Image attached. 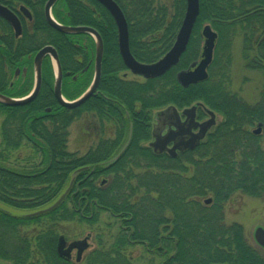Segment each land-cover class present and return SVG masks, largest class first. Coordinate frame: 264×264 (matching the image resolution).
<instances>
[{"label":"trees","instance_id":"obj_1","mask_svg":"<svg viewBox=\"0 0 264 264\" xmlns=\"http://www.w3.org/2000/svg\"><path fill=\"white\" fill-rule=\"evenodd\" d=\"M114 1L130 21L132 55L141 62L159 59L173 43L184 15L185 0H165L160 5L156 0ZM0 2L7 6H43L46 0ZM54 6L58 20L69 21L63 10L71 7L77 17L83 14L74 19L76 23L92 26L99 32L103 41L100 89L109 105L95 96L71 110L51 103L52 74L47 60L42 65L41 95L35 101L16 107L0 104V112L5 117L0 135V258L11 264H75L56 252L62 223L74 222L98 227L100 246L88 254L87 264H264V250L248 242L241 224H226L223 213L224 202L236 192L264 200V151L259 145L260 135L244 128L255 121H262L264 125L261 107L264 91L260 107H252L226 94L221 85L226 80L225 68L221 65L225 67L230 61V46L237 32L242 37V53L248 69L264 76V0H199V15L180 63L163 76L144 82L121 79L124 66L118 53L116 27L102 5L96 0H57ZM91 6L99 11V20ZM36 20L38 26L42 23L39 27L49 31L43 21L37 17ZM204 23L211 24L218 33L209 77L184 88L178 85L174 73L196 56L199 31ZM50 31L46 36L42 34L40 44H53L63 66H69L75 53H84L85 61L93 58L90 37L86 47L79 50L71 45V39ZM10 43L0 66H24L31 71V58H19L30 52L31 46L22 44L15 48ZM221 53H224L222 58ZM90 70L91 67L76 82L64 80L63 95L70 99L76 97L89 82ZM21 82H16L21 85L20 89L14 85L4 92L10 96L25 95L31 78ZM113 101L115 107L111 106ZM195 101L204 102L223 117L204 148L197 149L198 160L194 159L193 152L176 158L154 154L150 149L133 152L137 139L144 132L149 133L142 123L147 112L149 118L145 121L150 120L153 110L168 105L185 107ZM46 105H52L48 114L43 110ZM126 110L130 111L129 118ZM84 112L117 121L125 132L132 122L127 153L107 168L97 163L110 158L114 151L88 155L94 159L92 164H96L93 172L88 169L76 173L65 199L50 211L27 217L2 207L1 204L27 212L38 210L52 204L64 192L73 172L89 163V158L67 149L69 123ZM42 114L52 115V124L43 126L35 118ZM26 143L32 148L45 149L39 153L40 160L25 158L20 165L17 159L8 161L15 156L11 151ZM125 157L133 162L128 169L125 164L121 165ZM183 158L193 167L190 176ZM131 167L142 172L135 174ZM101 178H106L102 185ZM207 195L212 196L210 205L201 202ZM104 213L110 221L102 218ZM31 226L34 228L30 231ZM135 245L142 246L145 254L135 258L126 253Z\"/></svg>","mask_w":264,"mask_h":264},{"label":"flooded vegetation","instance_id":"obj_2","mask_svg":"<svg viewBox=\"0 0 264 264\" xmlns=\"http://www.w3.org/2000/svg\"><path fill=\"white\" fill-rule=\"evenodd\" d=\"M47 1V0H46ZM57 2V1H56ZM55 2V3H56ZM116 2V1H115ZM46 3V2H45ZM45 3L43 4V6H25L23 4H19L18 6H7L3 3L0 2V4L4 5L5 7H7L10 11H12L14 13V15L17 17L19 23H20V34L19 35H15V30L14 28L12 27V25L10 23H8L5 19L1 18L0 17V62L2 60H4L6 58V49H7V45L8 43H10V46L12 47H15V48H20L22 47V44H25L26 47L28 46H31L32 50L30 52H26L23 56H20L19 58L21 57H24V56H27V58H31V63H32V67H31V71H28L26 67L22 66V67H14V68H7L6 66H3L1 67L0 66V94L2 95H5V96H8V97H12V98H18V97H22V96H10V95H7L4 91L6 90H10L12 88H14L16 85V82L19 80L20 82L21 81H25V80H29L31 78V82H30V89L28 90V92L26 94H28L32 88H33V85H34V72H33V58H34V55L36 54V52L44 47V46H52L55 51H56V48L53 44L51 43H45V44H40V38L42 36V34L44 36H46V32H49L51 33L50 30L52 31H55L57 33H60L62 35H64L63 37L64 38H67V39H71L72 42H71V45L77 49L80 50V48L82 47H86V44H87V40H88V37H90L92 39V42H93V45H94V54H95V44H94V38L92 35L88 34V33H81V34H68V33H61L57 30H55L54 28L50 27L46 20H45V17H44V5ZM100 4V3H99ZM55 5V4H54ZM52 6L51 8V14H52V17L60 24L62 25H66V26H89V25H86V24H81V23H76L74 21L75 18H81V15L83 14H79L78 17L76 14L72 13V10H71V7L70 9L68 10H63L64 12V15L69 19V21L67 22H62L60 20H58L57 18H55L54 16V10H55V6ZM101 5V4H100ZM24 7L26 9L27 12H24L21 10V7ZM119 6V5H118ZM92 10L95 12L94 16L96 18V20H99V11H97L96 9H94L93 7L94 6H91ZM103 7V6H102ZM120 9L122 10L123 14H124V17L126 19V22H127V26H128V33H129V23L130 21L127 20L126 18V14L124 12V10L121 8V6H119ZM104 8V7H103ZM105 9V8H104ZM106 10V9H105ZM106 12L109 14V12L106 10ZM199 15V14H198ZM109 16L111 17V15L109 14ZM36 17L40 20V21H43L46 26L49 27V31L46 30V29H43L39 26L42 25V23L40 22L39 23V26L37 24V20H36ZM198 17V16H197ZM112 18V17H111ZM197 20V19H196ZM112 21L116 27V24L112 18ZM182 21V20H181ZM196 22V21H195ZM181 24V23H180ZM209 23H204L202 24L201 26V29L199 31V39L200 40H203V44H204V37L202 36V29L205 25H207ZM195 25V24H194ZM211 26V24H209ZM91 28H93L92 26H89ZM180 27V26H179ZM194 28V26H193ZM211 28L216 32L217 34V37H216V40H215V45H214V48H213V56H214V49H215V46H216V43H217V39H218V33L217 31L211 26ZM95 29V28H93ZM179 29V28H178ZM96 30V29H95ZM97 31V30H96ZM178 31V30H177ZM193 31V29H192ZM98 32V31H97ZM177 33V32H176ZM99 34V32H98ZM100 35V34H99ZM191 35H192V32H191ZM176 36V34H175ZM101 37V36H100ZM191 38V36H190ZM102 39V38H101ZM175 39V37H174ZM190 40V39H189ZM67 41V40H66ZM25 42V43H23ZM68 42V41H67ZM103 42V41H102ZM116 42H117V29H116ZM174 42V40H173ZM200 42L199 41V45H198V48H197V51H196V56L194 57L193 60H191L188 65L184 68H178L175 70V80L176 82L178 83L179 86L181 87H184L182 86L176 79V74L179 72V71H182V70H188V69H192L193 68V64H197L199 62V60L201 59V55H202V50H203V45H202V48H201V54H200V58L198 61H196V58L198 56V51H199V47H200ZM69 43V42H68ZM189 43V42H188ZM173 44V43H172ZM172 46V45H171ZM170 46V47H171ZM118 47V45H117ZM187 47H188V44L186 46V49L185 51L183 52V54L186 52L187 50ZM129 49H130V46H129ZM169 50V49H168ZM167 50V51H168ZM166 51V52H167ZM131 52V51H130ZM165 52V53H166ZM118 53H119V50H118ZM164 53V54H165ZM56 54L58 56V53L56 51ZM94 54H93V58L90 59L89 61H85V57H84V53L82 54H77L75 53L74 56L72 57V62L69 64V66H63L60 62V59H59V56H58V59H59V62H60V66H61V71H62V79H61V94L62 96L64 97L65 100L67 101H74L76 98H78L81 94H83V92L87 89V87L89 86V84L91 83L92 81V78H93V70H94ZM132 54V53H131ZM163 54V55H164ZM183 54L180 56V59L177 63V65L180 63V60L183 56ZM18 55H21V53H19ZM162 55V56H163ZM16 56V54H15ZM120 56V54H119ZM161 56V57H162ZM213 56H212V60H213ZM134 57V56H133ZM135 58V57H134ZM121 59V57H120ZM136 59V58H135ZM47 60L49 61L50 63V66H51V74H52V77H51V82H50V85H51V88H50V94H51V103H54V105L56 106H61L58 104V102L56 101L55 97H54V94H53V83H54V70H53V62H52V59L49 55L45 56L42 60V64H41V83H40V89H39V92L37 94V96L31 101H35L40 95H41V89L43 87V76H44V72H43V63L44 61ZM103 60V59H102ZM137 60V59H136ZM211 60V62H212ZM122 61V59H121ZM138 61V60H137ZM141 62V61H139ZM142 63H151V62H142ZM122 64L124 66V70L121 71V79L123 80H127V81H138V82H144L145 80H148V79H144L143 77L141 76H138V75H134L132 74L124 65L123 61H122ZM211 64V63H210ZM210 64L208 65L206 71H207V78L205 80L208 79L209 77V66ZM176 65V66H177ZM173 67V68H176ZM89 67H91V76H90V79H89V82L87 83L86 86H84V88L81 89V92L74 98H67L63 95L62 93V84L64 82V80L66 79H69L70 81L72 82H76L78 81L79 79H81V77L88 71ZM172 68V69H173ZM170 69V70H172ZM169 70V71H170ZM168 71V72H169ZM30 73V74H29ZM167 73V72H166ZM165 73V74H166ZM128 74H131L132 76L134 77H139L141 78V80H137L135 78H128L127 75ZM28 76V77H27ZM163 76V75H162ZM101 77H102V63H101ZM101 77H100V81H101ZM161 77V76H160ZM158 78V77H156ZM152 79V78H150ZM205 80H202V81H205ZM100 81L98 83V86L94 92V94L92 96H95L97 97L99 100L101 101H106L107 102V105L108 104V99L105 98L104 94L102 93L101 89H100ZM202 81H198V82H202ZM197 82V83H198ZM22 83V82H21ZM195 83V84H197ZM190 85H193V84H190ZM188 85V86H190ZM20 86L19 84L16 85V89H20ZM23 86V85H22ZM186 86V87H188ZM184 87V88H186ZM25 94V95H26ZM24 96V95H23ZM49 96V95H48ZM91 96V97H92ZM89 99V98H88ZM87 99V100H88ZM86 102V101H85ZM30 103V102H29ZM116 102L113 101V103L111 104V106L115 107L114 104ZM2 105H5L3 103H0ZM28 104V103H27ZM82 105V104H81ZM7 106V105H5ZM22 106V105H21ZM101 106V104H100ZM170 106H173L175 107V109L177 110L178 114H179V117H180V121L183 122L186 118L185 115H183V110L187 109V108H191L193 106H195V110H194V119L195 121H197L198 123H202L204 121H207L209 118H210V115L208 113V111H212L214 112L215 116H214V120H215V123L206 131V133L204 134L203 138H201L195 145V147L193 149H189V148H186V149H180L182 147L180 146H177L176 150H175V153L174 154H171V153H168L167 151H164L162 153H156L154 151V149L152 147H150V142L154 141V137H153V131L155 132H158L159 135H164L169 129H174V127L168 123L172 122L173 121V115L172 114H163L162 111L165 110L167 107H170ZM9 107H16V106H9ZM63 107V106H61ZM79 107V106H78ZM63 108H66V107H63ZM76 108V107H75ZM103 108H107V106H103ZM68 110H71V109H74V108H66ZM140 108L138 107L137 111L139 110ZM44 112L45 113H50L51 110H52V105L48 106L46 105L44 108H43ZM126 116L129 118L130 117V111L126 110ZM147 112V111H146ZM91 115V120L95 121L96 124L98 123V126H94L96 127L97 129L99 128H102L104 126V123H108L110 122V124L113 125L114 127V131L112 132V136H106L105 133L103 134L102 131H96L94 133V136L92 137L93 139H95V146H92L87 148V150L83 153H80V152H73V153H77L79 156L81 157H86V158H89L88 155H92V154H95L96 151H106V152H109V151H114L112 152L113 155L108 158L107 160H104V161H101L99 163H97V165H100L102 168H107L109 167L112 163H115L116 161L119 160V158L123 155V154H126L127 153V149H128V145L130 143V140H131V137H132V122L129 123L128 125V130L125 132L123 131L124 128L123 126L120 124H118L117 121H107V120H103V117L99 116V115H93L91 114L90 112H84L81 117H79L78 119H80L82 122H83V126H82V132L84 135H87L89 133V127L86 126V122H85V117L83 115ZM89 115V116H90ZM147 117V119L149 118V115H148V112L147 114L144 115V121H142V123H144L147 128L149 129V133H143V135L141 137H139L137 139V141L135 142V145H137L135 148H133L135 151L133 152H137V153H142V152H145L146 149H150L154 154H164V155H167L169 157H172V158H176L178 156H183L182 154H187V153H194L195 156H197L199 153H196L197 152V149L200 147L204 148V146L208 143V137L209 135L213 132V129L216 125H218V123H220V121L217 123L216 122V111L214 109H211L207 104H205L204 102L202 101H195L193 102L192 104H190L189 106H185V107H179V106H176V105H168L164 108H161V109H157V110H153L151 112V116H150V120L148 121H145V118ZM4 115L2 117V119L4 120ZM36 119H38L41 124L43 126H49V124H52L53 122V116L52 115H45V114H42V115H39L38 117H35ZM146 119V120H147ZM75 120H77L75 118ZM74 119L69 123V126H68V140H69V135H70V132H69V127L70 125L73 123V121H75ZM222 121V119H221ZM256 129L258 128V126H260V132L259 133H255V130L256 129H252L251 133L253 135H262L263 133V128H264V125H263V122L262 121H256ZM93 123V122H92ZM188 126H184L182 127V131L183 130H187ZM199 130V127H194V128H191V131L194 132V133H197ZM1 131V129H0ZM188 132H186L187 134ZM186 134H184L183 136H185ZM1 135V133H0ZM89 135H91L89 133ZM182 137V136H180ZM179 137V138H180ZM178 138V139H179ZM146 141V144L144 143ZM181 141L183 142V139H181ZM67 146H68V143H67ZM173 146V143H169L167 145V148H171ZM19 149V148H17ZM34 149H38L39 150V153L40 152H43L45 149L43 148H34ZM16 150V149H15ZM129 153V152H128ZM117 154L118 157L114 160H112L114 158V156H116ZM97 159V157L95 158ZM89 161L88 164L84 165L86 166L87 168L85 170H88L90 169V172L92 173L94 168L96 167L94 164H92V161L94 159H87ZM112 160V161H110ZM129 158L128 157H125L122 159V163L121 165H124L126 167H130V162H129ZM132 160V159H131ZM141 160H144V158H142ZM143 164V163H142ZM144 165V164H143ZM91 167V168H90ZM71 179H72V176L69 180V184L71 182ZM106 181V178H101L100 179V185L104 184V182ZM68 184V185H69ZM44 208V207H43ZM37 210V209H36ZM36 210H32L30 212H27V213H24L25 216L27 217H33L34 215H30L31 213L35 212ZM61 236V235H60ZM64 238V236H63ZM58 239H59V236L57 238V243H58ZM89 239V237H88ZM65 242H66V245L71 242V241H68L64 238ZM77 240V239H76ZM74 241V240H72ZM57 243H56V248H57ZM76 252V249L73 250ZM57 252V251H56ZM71 255H72V252L70 253V256L69 257H62V258H65L69 261H71ZM1 264V263H0Z\"/></svg>","mask_w":264,"mask_h":264},{"label":"water","instance_id":"obj_3","mask_svg":"<svg viewBox=\"0 0 264 264\" xmlns=\"http://www.w3.org/2000/svg\"><path fill=\"white\" fill-rule=\"evenodd\" d=\"M57 0H47L44 5V17L47 24L61 33L68 34H81L88 33L93 36L95 44V54H94V70L93 78L87 89L74 101H67L61 94V79L62 71L58 56L55 49L52 46H44L40 48L33 58V72H34V85L32 90L24 97L12 98L0 94V103L7 106H21L31 102L38 94L41 83V64L45 56L49 55L53 62L54 70V83H53V94L59 105L66 108H75L83 104L88 98H90L100 81L101 77V63L103 59V42L98 34V32L89 26H66L58 23L51 14V8ZM100 3L113 18L116 29H117V45L120 57L125 65V67L134 75L143 77L144 79L156 78L164 75L170 69L175 67L180 59V56L186 49L189 42L191 32L197 16L199 14V0H185V11L180 24V27L176 33L174 42L169 50L159 59L151 63H142L137 61L130 52L129 49V33L128 26L124 14L118 4L114 0H96ZM21 10L27 12L22 6ZM0 17L5 19L8 23L12 25L15 30V35L20 34V23L17 17L12 11L7 7L0 4ZM202 36L204 37V44L202 50V57L199 62L195 65L193 64L192 69L182 70L176 74L177 81L184 87L195 84L198 81L205 80L207 78V67L211 63L213 56V48L215 45V40L217 37L216 32L211 28L209 24L205 25L202 29ZM195 106L183 110V115L186 116L183 122L180 121L179 114L175 107L170 106L162 111L163 114H172L173 121L168 123L174 127V129H169L164 135H159L158 132L153 131L154 141L150 142V147L154 149L156 153H162L167 151L168 153L174 154L177 146L180 149H193L196 143L203 138L206 131L215 123L214 112L208 111L210 118L207 121L198 123L194 119ZM188 126L187 130L182 131V127ZM199 127L197 133L191 131V128ZM186 132H188L186 134ZM260 132V126L255 130V133ZM186 134L185 136H183ZM182 136V137H180ZM180 137V138H179ZM179 138V139H178ZM183 139V142L181 141ZM173 143L171 148H167L169 143ZM119 154L114 156V159L118 157ZM110 160V161H112ZM87 167H81L75 170L74 174L85 170ZM73 183V178L66 190L57 198L55 202L46 208L37 210L30 215H39L44 212L50 211L56 208L66 197L69 192L71 185ZM211 202L208 198L204 200L205 204ZM255 242L264 249V228L259 226L254 231ZM89 243L87 237L83 239H78L66 242L62 236L59 237L57 243V253L61 257H69L70 253L76 249V261H80L82 253L88 249Z\"/></svg>","mask_w":264,"mask_h":264},{"label":"rangeland","instance_id":"obj_4","mask_svg":"<svg viewBox=\"0 0 264 264\" xmlns=\"http://www.w3.org/2000/svg\"><path fill=\"white\" fill-rule=\"evenodd\" d=\"M158 4L165 3V0H156ZM160 2V3H159ZM200 47L198 51V56L196 61L199 60L201 54V48L203 45V40H199ZM224 53L219 54L220 58H222ZM230 61L227 65L222 64L221 67L225 68L224 76H226V80L221 83L222 89L231 96H235L238 101L245 103L246 105H250L252 107H260L262 92L264 91V76L259 71H254L252 69H248L247 61L244 59L242 53V37L240 36L239 32L236 35H233L231 46H230ZM222 62V60H221ZM217 67V66H216ZM28 77V76H27ZM128 78H135L137 80H141L139 77H134L131 74L127 75ZM224 80V79H223ZM264 108V105L261 106ZM90 115V114H89ZM83 115L85 117L86 126L89 127V133L84 135L82 132L83 122L80 119L73 121V123L69 127V140L67 149L70 152H80L83 153L87 150V148L95 146V139L92 137L96 131H102L103 134L108 136H112V132L114 131V127L110 122L104 123L102 128L97 129L94 127L96 124L95 121L91 120V115ZM3 113L0 112V129L1 124L3 122ZM222 114L216 111V122L218 123L222 119ZM93 122V123H92ZM256 121L252 125H245L244 128L249 133L252 129H256ZM1 133V131H0ZM264 133V131L262 132ZM1 139V136H0ZM259 145L262 151H264V136H260ZM146 144V141L144 142ZM39 148V147H38ZM15 156L9 158L8 161L15 162V160L20 161L27 158V160L32 159L33 161L40 160L39 157V150L32 148V146L28 143L19 147V149L12 150ZM238 156V155H237ZM239 159V156L237 157ZM145 159V158H144ZM194 159L198 160V157L195 156ZM133 160V159H132ZM184 167L188 168V175H192L193 167L191 163L186 160V158L182 159ZM145 161H143L144 163ZM130 163H133L130 161ZM142 164V163H141ZM143 165V164H142ZM128 169V167L125 166ZM131 170L135 172V174L141 173L142 170L132 168ZM212 198V196H205L201 198V202L204 203V200ZM205 204V203H204ZM208 203L207 205H210ZM206 205V204H205ZM2 207L8 209L12 213L15 214H24L27 211L23 209H15L12 207H8L2 205ZM30 212V211H29ZM223 213H224V222L226 224L231 223H239L242 225L244 230L245 236L250 244L253 246H258L254 239V231L257 227L261 226L264 228V200L256 199L253 197L246 196L240 192H236L234 196L229 200L224 202L223 204ZM102 218L106 221H110L111 219L108 217L106 213L102 214ZM62 230L61 234L68 240H76L82 239L84 237H89V247L84 251L82 254V258L80 261H76V252L72 251L71 255V262L75 264H87L86 257L90 254L94 249L98 248L100 245L98 244L96 230L98 227L94 226L92 228L82 224L79 225L78 223L68 222L62 223L61 225ZM33 226L29 228V230H33ZM37 230V229H36ZM115 230V226H113V231ZM108 238V237H103ZM109 239V238H108ZM127 254H131L132 256L140 257L141 254H145L143 252V248L140 245H135L128 249L126 252ZM1 264H11L9 261L1 259Z\"/></svg>","mask_w":264,"mask_h":264}]
</instances>
